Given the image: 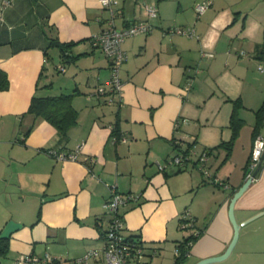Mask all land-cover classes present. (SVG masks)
Masks as SVG:
<instances>
[{"label": "crops", "instance_id": "0c3cea01", "mask_svg": "<svg viewBox=\"0 0 264 264\" xmlns=\"http://www.w3.org/2000/svg\"><path fill=\"white\" fill-rule=\"evenodd\" d=\"M202 1L209 3L198 14ZM145 3L155 4L158 17L148 31L124 38L122 90L111 104L96 93L111 75L110 58L91 41L107 27L99 0H10L3 7L0 68L9 86L0 90V236L8 248L0 259L7 264L24 253L74 264L100 248L112 185L137 196L119 207L124 234L158 247L157 264H173L175 248L196 229L181 264H264V162L235 197L246 180L254 110L264 101V0H117L116 28L147 20ZM54 41L73 43L70 57ZM76 88L77 122L65 138L42 118L23 138L33 122L26 113L32 96ZM238 98L244 124L228 153L220 144L232 137ZM176 144H192L185 163L158 170L157 162L179 151ZM78 146L75 160L47 152ZM204 152L210 178L197 166ZM185 209L193 228L179 227ZM169 247L171 256L164 254ZM205 258L216 259L198 263ZM91 259L103 263L91 257L87 264Z\"/></svg>", "mask_w": 264, "mask_h": 264}, {"label": "built area", "instance_id": "2783aa9c", "mask_svg": "<svg viewBox=\"0 0 264 264\" xmlns=\"http://www.w3.org/2000/svg\"><path fill=\"white\" fill-rule=\"evenodd\" d=\"M10 0H3L0 8V20L2 19V9ZM100 6L103 10L108 12L107 27L98 34L92 36L91 41L94 46L99 47L107 57L111 60V75L107 86L100 85L96 88V93L104 95L106 103L114 102V96L120 95L122 90V81L119 76V70L126 59V53L122 48V42L127 36H131L140 32H146L152 27V19L158 17V10L155 4L145 3L144 7L148 13L147 20H138L130 22L122 28H116L114 18L116 15L117 0H99ZM208 1L197 3L195 8L198 14L203 12L208 5ZM176 29V28H175ZM177 32L186 35H193V30L176 29ZM209 54V53H207ZM261 69V66H259ZM60 69L64 67L60 66ZM189 89V85L184 87ZM178 123V121L176 122ZM123 138V137H122ZM121 138V139H122ZM80 151L78 146L72 152H64L61 150L49 149L47 152L62 160H75ZM264 155V135L257 134L252 143L250 153V161L246 171V179L252 175L257 165ZM187 156H183L182 152L170 156L164 163L157 162L158 170L162 171L167 168V165H182L185 163ZM208 155L206 152L202 153L197 161L198 168L202 171L205 177H211L212 173L208 170L207 165ZM92 161V160H91ZM255 177L253 178V180ZM137 196L128 192L121 194L116 191L115 185H112L110 197L104 202V208L109 214V223L106 233L103 238V244L100 248H91L82 256L75 258L74 264H87L91 257H97L103 261V264H155L153 259L159 254V248L156 246L147 247L141 238L129 237L124 234V220L119 213V207L125 204L128 200H134ZM195 217L188 209H185L180 217V229L187 228V224L194 225ZM199 230H194V235H197ZM175 256L179 254L177 248L174 250ZM53 257L48 253L38 257L34 254L24 253L20 254L14 259V264H50Z\"/></svg>", "mask_w": 264, "mask_h": 264}, {"label": "trees", "instance_id": "16d2710c", "mask_svg": "<svg viewBox=\"0 0 264 264\" xmlns=\"http://www.w3.org/2000/svg\"><path fill=\"white\" fill-rule=\"evenodd\" d=\"M54 42L56 45H58L61 48L62 55L64 56V58L70 57L67 51L69 50L68 48L73 45V43L61 44L58 41H54ZM57 68L60 69V66H57ZM8 86H9V79L7 73L5 70L0 68V90L7 89ZM77 92L78 90L76 88L69 93H61L58 95H48V96H38V95L32 96L26 113L32 115L33 122L23 132V138L25 137V135L29 133L35 120L39 118L49 121L52 125L56 127L58 134L60 135V138H65L67 136L69 129L77 122L78 113L77 110L72 105V98ZM104 103H106V100ZM241 106L242 104L239 98L233 100V110L230 117V127L232 130V137L229 141L222 142L220 144L221 146L226 147L228 153L232 149L234 143L233 139L237 136L240 127L244 124V119L238 114V111ZM254 115H255V119L252 125L253 139L257 134H259L262 126H264V101H262L260 106L254 110ZM111 134L115 137L116 141L121 138V132L117 121L113 122L112 124ZM191 146L192 144H188L184 148H181L179 144L175 145V147L178 148L179 152L183 153V156H187V153L189 152ZM249 161H250V155L246 164L245 171H247ZM106 230L107 228L102 232L103 238L106 233ZM199 233L200 231L198 232L197 235H193L190 238H186L185 242L184 241L181 242L180 246L177 247L179 254L176 255L175 262L173 264H181L184 261V259L188 254L192 241L199 235ZM129 237L139 238L138 236H131V235ZM7 248H8L7 238L0 236V256L6 254Z\"/></svg>", "mask_w": 264, "mask_h": 264}, {"label": "water", "instance_id": "95a60500", "mask_svg": "<svg viewBox=\"0 0 264 264\" xmlns=\"http://www.w3.org/2000/svg\"><path fill=\"white\" fill-rule=\"evenodd\" d=\"M262 162H264V155H262V159L261 161L259 162V164L257 165V167L255 168V170L252 172V175L250 177H248L244 183L242 184V186L238 189V191L235 193V197H238L249 185L250 183L253 181V178L256 176L257 172L259 171L261 165H262ZM194 225H190V226H187V228H193ZM194 235V230L192 232H189L186 237L183 238L182 241L185 242V239L186 238H190ZM181 241V242H182ZM213 259H216V258H205V259H202L201 261H199L198 263H204V262H207V261H210V260H213Z\"/></svg>", "mask_w": 264, "mask_h": 264}, {"label": "rangeland", "instance_id": "374dc122", "mask_svg": "<svg viewBox=\"0 0 264 264\" xmlns=\"http://www.w3.org/2000/svg\"><path fill=\"white\" fill-rule=\"evenodd\" d=\"M52 53V55H53V60H55V62L57 61L56 60V58H55V56H54V54H53V52H51ZM48 67L49 68H52L53 67V64H52V61H50L49 63H48ZM53 72H54V68H53ZM0 188H1V182H0ZM91 249V248H90ZM87 252V251H86ZM165 253H167V255H169V256H171L172 255V248H166V249H164V254ZM44 255V254H43ZM158 256V255H157ZM156 256V258L158 259V257ZM0 261H1V263L2 264H7V259H5V258H1L0 259ZM91 262H93V264H103V263H101V262H95L93 259H91V260H89V263L88 264H91ZM103 262V261H102ZM153 263H155V264H157L155 261L153 262ZM166 264V263H165Z\"/></svg>", "mask_w": 264, "mask_h": 264}, {"label": "bare ground", "instance_id": "6f19581e", "mask_svg": "<svg viewBox=\"0 0 264 264\" xmlns=\"http://www.w3.org/2000/svg\"><path fill=\"white\" fill-rule=\"evenodd\" d=\"M175 256V255H174Z\"/></svg>", "mask_w": 264, "mask_h": 264}]
</instances>
